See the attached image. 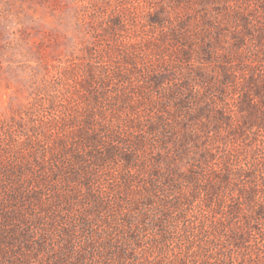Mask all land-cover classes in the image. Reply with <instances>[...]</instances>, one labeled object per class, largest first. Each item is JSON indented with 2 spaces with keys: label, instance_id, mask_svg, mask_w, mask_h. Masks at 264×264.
Here are the masks:
<instances>
[{
  "label": "rangeland",
  "instance_id": "374dc122",
  "mask_svg": "<svg viewBox=\"0 0 264 264\" xmlns=\"http://www.w3.org/2000/svg\"><path fill=\"white\" fill-rule=\"evenodd\" d=\"M0 264H264V0H0Z\"/></svg>",
  "mask_w": 264,
  "mask_h": 264
}]
</instances>
